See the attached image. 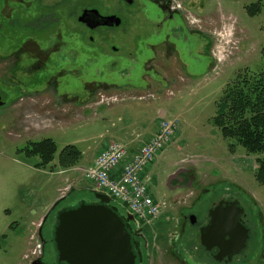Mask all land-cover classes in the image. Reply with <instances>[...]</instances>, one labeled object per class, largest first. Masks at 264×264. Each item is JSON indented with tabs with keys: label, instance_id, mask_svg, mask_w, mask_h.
<instances>
[{
	"label": "rangeland",
	"instance_id": "374dc122",
	"mask_svg": "<svg viewBox=\"0 0 264 264\" xmlns=\"http://www.w3.org/2000/svg\"><path fill=\"white\" fill-rule=\"evenodd\" d=\"M104 1L114 9L121 5L116 0ZM258 1L261 13L249 16L247 7ZM175 2L189 20L198 19L196 24L205 26L207 32L203 40L197 33H186V43L177 41L186 75L174 63L176 82L169 87L154 84L150 89L143 79L147 73L144 60L153 56L148 45L157 43L150 27L146 41L134 43V49L124 45L132 43L135 26L128 37L117 30L115 44L123 46L125 54L108 49L116 57L115 63L98 53L93 67L88 62L74 73L69 70L76 65L65 64V58L72 62L75 51L84 48L73 36L75 11L90 3L99 5L98 0H0V264H33L36 241L30 236L32 231L38 234L39 226L32 222L40 225L44 216L42 264L50 263L56 254L50 225L57 212L69 203L95 199L96 189L83 179L78 185L83 190L65 191L63 200H56L66 184L64 178L71 173H59L63 169L58 167L59 154L67 145L94 153L120 134H140L138 141H144L158 129L162 110L166 120H177L178 129L146 181L152 198L164 204L158 217L143 223L149 240L150 262L146 260V264H264V186L255 176L258 155L248 154L235 140L224 138L212 122L226 85L246 69L258 72L262 68L264 0ZM146 15L154 17V7H147ZM33 21L41 26L32 30ZM182 23L179 19L178 24ZM42 26H46L43 37L38 33ZM59 34L65 35V49L49 58L51 67L29 71L35 49L32 42L45 49L55 44ZM79 54L77 62L88 57L84 51ZM61 66L63 72L57 71ZM149 75L153 73L149 71ZM88 83L115 84L118 89L101 91L90 86L95 93L91 96ZM142 96L145 98L140 99ZM47 138L57 145L56 164L39 168L40 158L29 155L26 148ZM230 144H235L234 151ZM179 166L189 169L184 177L191 184L171 190L166 180ZM225 194L242 203L249 238L241 254L221 263L202 251L197 226L189 223L182 229V214L194 213L204 221L210 203ZM113 204L124 210L120 202L113 200ZM181 230L177 241L172 234Z\"/></svg>",
	"mask_w": 264,
	"mask_h": 264
},
{
	"label": "flooded vegetation",
	"instance_id": "af4514ba",
	"mask_svg": "<svg viewBox=\"0 0 264 264\" xmlns=\"http://www.w3.org/2000/svg\"><path fill=\"white\" fill-rule=\"evenodd\" d=\"M98 1H99V5L95 6L94 3H90L88 6L79 7L75 11L76 15L74 18L75 22L73 23L74 26L73 36L74 38H76V41H78V45H84V48H80V50H77V52L75 51L72 62H70L69 58H65V64L73 63L74 65H76L73 67L74 70H69V71H74L75 73L77 72L78 68L85 66V63L88 62H90L89 67L90 68L93 67V64L96 63V58L98 53L105 54L103 56H105L108 60H112L113 63H115L114 58L116 57L110 55L108 49H111V51L116 54L121 53L123 56V54H125L122 53V51L125 52L124 47L126 48L133 47L134 49L135 47L133 45L134 43H138V41H142V40L143 42L146 41L145 40L146 32H148V28L150 27L149 31L152 32V35L157 39V43L148 45V48H150L153 51V56L146 58L143 63V66L146 68V72H147L144 73L143 79L145 83L148 85V87L150 89L156 87V85L154 84H159V86L157 85L158 87H162V86L169 87L172 85L173 82H176L175 78L177 77L175 72L173 71L174 63L178 64L177 67L180 68L179 72L186 75L185 64L182 61V53L179 52V50L177 49V41L180 43L182 42L186 43L185 42L187 40V37L185 36L186 33H197V35H201L203 40V35L207 31L203 28L205 26L198 23L196 24L198 19L194 18L195 21L189 20V16L183 13V10L181 11L179 9V4L176 3L175 0H148V1L144 0L143 4H141V0H116L117 4L118 3L121 4L120 7L119 8L116 7V9L113 8L112 4H109L104 0H98ZM149 6L154 7V17H149L146 15V9ZM108 17L118 18L119 24L114 25L115 20H109L107 19ZM179 19L181 21H184V23H182L183 27L178 24ZM31 24L32 26L30 28H32V30L37 29L41 26L38 25L39 27H37L34 21L31 22ZM133 26H135L136 32L130 35ZM44 27L46 26L41 27L42 29L41 32L38 31V33L42 37L44 36ZM117 30L121 31L122 35H125L127 37L130 35L132 39V43L129 44L127 41L124 47L123 46L121 48L120 46L118 47L115 44ZM47 38L52 40L56 39L54 37L53 38L47 37ZM64 39H65V35L59 34L55 44H53L54 46L52 45L50 47H46L45 49H42L43 46L39 45L38 43L32 42L33 49L34 48L35 49H34V53H32L34 55H32L31 63L29 64L28 67L29 71L40 69L42 67L50 68L51 65L47 64V61L49 60V58L51 59V57H53V55L55 54L60 55L62 50L65 49ZM60 41L62 43H59ZM83 51L88 54L87 59L81 62H77V57L78 55H80L79 53H82ZM34 56H36V58H34ZM63 66H61L57 71L63 72V68H64ZM149 71L153 73L152 76L149 75ZM90 86L97 87L96 89L101 91L103 90L110 91V90L118 89V86H116L115 84L109 85V84H95V83L94 84L88 83L86 85V89L89 90L88 88H90ZM89 91L91 96L95 94L93 93L92 90ZM188 172L189 169L183 166H179L178 168H176L174 171L171 172V174L168 176V179L166 180L168 181V186L171 188V190L175 188L182 189L187 185L191 184V181L185 183L184 175L185 174L187 175ZM173 183H175L174 185L176 186H174ZM93 201H95V199ZM220 201H225L228 204H232V202H235L237 200L235 196L228 194L218 197L217 200L210 203L208 214L206 215L204 221H200L197 215H195L194 213H191L190 215L182 214L184 221V225H183L184 228L182 227V229L183 230L186 229V226L189 223L193 224L194 226H197L199 228L198 231L200 236L201 228L209 224L210 209L218 205ZM237 202H238V206L243 209L242 203L240 201ZM120 212L122 215L127 214V212H123L122 210ZM240 221L248 229L245 210L241 214ZM126 224L128 225V230L131 234L133 245L135 246V248L136 246H139L142 252V261L139 262L138 264H146V260L149 263L150 262V256L148 253L149 240L147 237V230L145 226L135 217L131 221L126 222ZM183 230L173 232L172 234L173 238H175V240L177 241H180L181 233H183ZM171 244H173L172 240H171ZM199 244L202 251L206 252L214 261H218L217 259H215V256L219 252L217 248H214L212 250H207L205 247L201 245L200 242ZM173 253H174V249H173ZM239 254L234 255L232 259H234ZM40 260L43 261V257ZM231 261H228L227 258H224L222 259V261L219 262L228 263ZM48 264H61V263H57L55 259V255H53L52 261Z\"/></svg>",
	"mask_w": 264,
	"mask_h": 264
},
{
	"label": "water",
	"instance_id": "95a60500",
	"mask_svg": "<svg viewBox=\"0 0 264 264\" xmlns=\"http://www.w3.org/2000/svg\"><path fill=\"white\" fill-rule=\"evenodd\" d=\"M107 19L115 20L114 25L119 24L118 18ZM94 195L95 201L83 200L57 212L52 232L56 262L61 264L141 262L142 252L139 246L135 248L133 245L126 224L134 219L133 215L130 213L122 215L108 194L95 190ZM243 211L237 201L232 204L220 201L210 209L209 224L200 230V243L207 250L217 248L219 252L215 259L218 261L224 258L231 261L234 255L246 249L249 230L240 221ZM46 219L47 216L39 227L42 238L41 229ZM33 264H42V260H35Z\"/></svg>",
	"mask_w": 264,
	"mask_h": 264
},
{
	"label": "trees",
	"instance_id": "16d2710c",
	"mask_svg": "<svg viewBox=\"0 0 264 264\" xmlns=\"http://www.w3.org/2000/svg\"><path fill=\"white\" fill-rule=\"evenodd\" d=\"M261 3H253L247 7L249 16L261 13ZM262 68L258 72L246 69L236 75L235 79L226 85L220 98V108L212 118L223 137L235 140L248 154L258 155L255 176L257 182L264 186V47L261 51ZM235 144H230L234 151ZM29 155L38 156L39 168L52 164L57 152L53 139L47 138L27 145ZM82 152L76 145H67L59 154L58 167L63 170L78 165ZM123 207V212H127Z\"/></svg>",
	"mask_w": 264,
	"mask_h": 264
},
{
	"label": "built area",
	"instance_id": "2783aa9c",
	"mask_svg": "<svg viewBox=\"0 0 264 264\" xmlns=\"http://www.w3.org/2000/svg\"><path fill=\"white\" fill-rule=\"evenodd\" d=\"M177 123L176 119L161 118L157 133L135 152H129L122 142H109L96 156L94 164L81 172L93 188L120 202L138 221L149 222L159 216L164 204L156 202L149 194L146 171L175 137ZM42 249V244L38 243L32 255L40 256Z\"/></svg>",
	"mask_w": 264,
	"mask_h": 264
},
{
	"label": "crops",
	"instance_id": "0c3cea01",
	"mask_svg": "<svg viewBox=\"0 0 264 264\" xmlns=\"http://www.w3.org/2000/svg\"><path fill=\"white\" fill-rule=\"evenodd\" d=\"M113 94H117V93H115V92H113ZM155 98V97H154ZM97 106L98 105H100V104H96ZM89 107V106H88ZM166 115V111L165 110H162L161 112H160V118H164V116ZM119 121H121V119H118ZM159 122V121H158ZM157 130L158 129H156L155 131H153V132H151V133H149V135H148V137L144 140V141H138V138L140 137V134H138V135H134L133 134V136L134 137H131L130 136V134L129 135H127L126 133L125 134H120V136L118 137V138H115V139H113V140H109V141H107V142H104L103 143V145L102 146H100L97 150H96V152H94V153H91V152H87V151H81L82 152V158H81V160H80V162L78 163V165L77 166H75V167H73V168H71V169H68V170H60L59 171V173H67V172H71L70 173V175L69 176H66L65 178H64V180H65V185H64V187L63 188H60L59 189V192H60V195H58V197H56L57 199L56 200H60V199H62V196H64V192L65 191H70L71 189H78V190H83L82 188H84V187H78V185L80 184V182L83 180V179H85V180H87L86 178H85V176H84V174L81 172V170L82 169H87V168H90L93 164H94V160H95V158H96V156L101 152V151H103L106 147H107V145L109 144V142H111V141H119V142H122L126 147H127V149H128V151L129 152H135V151H137L142 145H144L145 143H147L156 133H157ZM121 136L123 137L122 139H121ZM124 139V140H123ZM162 157H164V152H162L160 155H158L157 157H156V159H155V161H154V163H152V165L150 166V168L146 171V177H145V179H146V181L149 179V173H150V171H151V168L154 166V165H156L157 163H158V161H159V159H162ZM180 162H178L177 164H179ZM56 163H54L53 162V164H51V165H55ZM177 164H175V165H177ZM174 165V166H175ZM92 186V185H91ZM61 196V197H60ZM63 200V199H62ZM75 203H72V204H67L66 206H64L63 208H67V207H70V206H72V205H74ZM62 208V209H63ZM61 210V209H60ZM44 212H42L41 213V216H42V214H43ZM46 216H44V218H45ZM41 218V217H40ZM43 218V219H44ZM43 219H42V221H43ZM41 221V222H42ZM40 222V223H41ZM56 224V216L54 217V219H53V222L51 223V225H50V230H53V227H54V225ZM44 225V224H43ZM32 226H40L39 225V221L37 222V221H33L32 222ZM43 228H44V226L42 227V233H43ZM44 238H45V235H44V233H43V238L40 236V228H38V234L35 232V231H32V234H31V236H30V240H34V241H36V243H35V247H36V245L38 244V243H43V245H44V255H45V248H46V243H45V240H44ZM44 255H43V257H44Z\"/></svg>",
	"mask_w": 264,
	"mask_h": 264
}]
</instances>
